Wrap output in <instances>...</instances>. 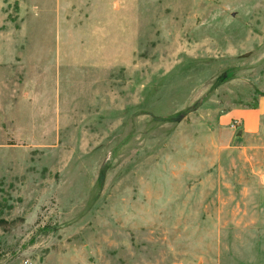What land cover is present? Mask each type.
Wrapping results in <instances>:
<instances>
[{"label": "rangeland", "instance_id": "obj_1", "mask_svg": "<svg viewBox=\"0 0 264 264\" xmlns=\"http://www.w3.org/2000/svg\"><path fill=\"white\" fill-rule=\"evenodd\" d=\"M256 107L264 0H0V264H264Z\"/></svg>", "mask_w": 264, "mask_h": 264}, {"label": "crops", "instance_id": "obj_2", "mask_svg": "<svg viewBox=\"0 0 264 264\" xmlns=\"http://www.w3.org/2000/svg\"><path fill=\"white\" fill-rule=\"evenodd\" d=\"M68 36H65L66 39H70L69 37V32L67 31ZM85 39H86V45L87 46H103L104 43L102 40L104 39L103 36L101 35V30L95 31L94 29L89 28L87 32H85ZM90 57H94L95 53L93 55L89 54ZM99 56V55H98ZM90 60L95 61V59L90 58ZM100 56L96 59V61H100ZM61 61L64 62H70V58L68 56H65ZM262 102V101H261ZM261 102L259 104H261ZM258 104V105H259ZM258 107V106H257ZM256 108H242V109H237L234 111H230L229 114L223 115L224 120H227L229 118H238L241 120L242 125L241 128L244 133L246 134H253L257 132V130L260 127V119L259 117L264 114V112H259Z\"/></svg>", "mask_w": 264, "mask_h": 264}, {"label": "water", "instance_id": "obj_3", "mask_svg": "<svg viewBox=\"0 0 264 264\" xmlns=\"http://www.w3.org/2000/svg\"><path fill=\"white\" fill-rule=\"evenodd\" d=\"M246 55H247V54H246ZM240 134H241V131L238 132V135H240Z\"/></svg>", "mask_w": 264, "mask_h": 264}, {"label": "built area", "instance_id": "obj_4", "mask_svg": "<svg viewBox=\"0 0 264 264\" xmlns=\"http://www.w3.org/2000/svg\"><path fill=\"white\" fill-rule=\"evenodd\" d=\"M30 264V263H29Z\"/></svg>", "mask_w": 264, "mask_h": 264}]
</instances>
